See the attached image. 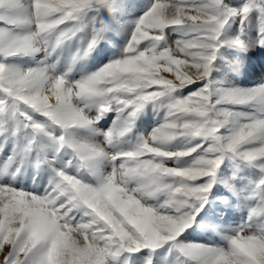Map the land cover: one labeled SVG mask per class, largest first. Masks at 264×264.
<instances>
[{"label":"snow or ice","instance_id":"snow-or-ice-1","mask_svg":"<svg viewBox=\"0 0 264 264\" xmlns=\"http://www.w3.org/2000/svg\"><path fill=\"white\" fill-rule=\"evenodd\" d=\"M252 51L264 0H0V264H264Z\"/></svg>","mask_w":264,"mask_h":264},{"label":"rangeland","instance_id":"rangeland-1","mask_svg":"<svg viewBox=\"0 0 264 264\" xmlns=\"http://www.w3.org/2000/svg\"><path fill=\"white\" fill-rule=\"evenodd\" d=\"M248 57L250 58L244 65L245 71L242 75L237 77V83L247 86L251 83L258 82L261 79H264V52L260 51H252L248 54ZM99 57H96L95 60H92L89 62V68H92V66L99 60ZM158 118H153V115L151 113V110H149L147 117L143 121L144 125L143 128L148 127L149 125L154 126L155 121ZM150 130V128H149ZM236 217H239V212H235ZM238 222L233 221V223ZM204 238L207 239L206 236H194L193 239H200ZM218 239V238H217Z\"/></svg>","mask_w":264,"mask_h":264}]
</instances>
